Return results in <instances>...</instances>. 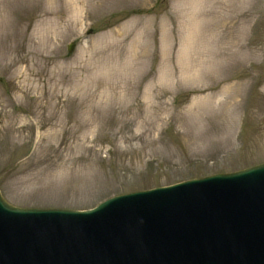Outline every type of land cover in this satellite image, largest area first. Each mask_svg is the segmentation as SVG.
I'll return each mask as SVG.
<instances>
[{
    "label": "rangeland",
    "instance_id": "rangeland-1",
    "mask_svg": "<svg viewBox=\"0 0 264 264\" xmlns=\"http://www.w3.org/2000/svg\"><path fill=\"white\" fill-rule=\"evenodd\" d=\"M263 162L264 0H0L9 203L85 210Z\"/></svg>",
    "mask_w": 264,
    "mask_h": 264
},
{
    "label": "water",
    "instance_id": "water-1",
    "mask_svg": "<svg viewBox=\"0 0 264 264\" xmlns=\"http://www.w3.org/2000/svg\"><path fill=\"white\" fill-rule=\"evenodd\" d=\"M0 264H264V163L87 210L18 207L0 190Z\"/></svg>",
    "mask_w": 264,
    "mask_h": 264
}]
</instances>
